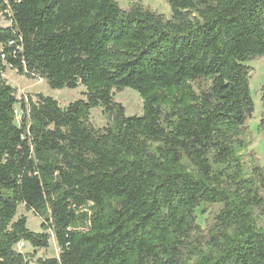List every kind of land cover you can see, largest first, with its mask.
Returning <instances> with one entry per match:
<instances>
[{
  "label": "trees",
  "instance_id": "16d2710c",
  "mask_svg": "<svg viewBox=\"0 0 264 264\" xmlns=\"http://www.w3.org/2000/svg\"><path fill=\"white\" fill-rule=\"evenodd\" d=\"M164 1L170 18L138 2L0 0V264H264V166L249 149L264 0ZM7 68L84 99L18 100ZM125 89L140 116L114 100ZM48 231L58 257L15 249H48Z\"/></svg>",
  "mask_w": 264,
  "mask_h": 264
},
{
  "label": "rangeland",
  "instance_id": "374dc122",
  "mask_svg": "<svg viewBox=\"0 0 264 264\" xmlns=\"http://www.w3.org/2000/svg\"><path fill=\"white\" fill-rule=\"evenodd\" d=\"M121 9L128 8L132 3L138 2L142 6L149 8L151 11L156 12L161 15H165L170 18V8L164 0H117ZM8 22L6 20L0 19V26H6ZM253 71L251 73V78L249 81V87L252 99L254 101L255 110L249 121V130L251 132L250 140V150L256 153V157L259 160L260 165L264 166V132H258V125L261 120L262 105L260 102V90L264 86V58L251 62L249 64ZM6 82L16 89L17 99H23L27 96L34 97L37 94H41L56 100L61 108L67 107L69 104L84 99L85 89L79 87L74 90L62 89V90H52L50 89L43 80H28L23 76L17 75L15 71L7 68L5 74L3 75ZM114 100L121 104L127 116H140L143 111V103L138 94L131 90L125 89L121 92H115ZM16 115V124L22 118L21 105L17 104L14 107ZM90 124L96 128L101 129L106 125V119L102 114L100 109H92L89 114ZM24 216L27 222V228L35 233H41L42 221L36 217L32 211H27L24 205H20L17 210V216ZM206 215H204L200 210L197 211V222L200 226H204ZM50 233L51 232H47ZM15 249L21 253L34 254L35 258H56L58 257L59 249L51 234V239L49 241L48 249L34 251L27 243H22L16 246Z\"/></svg>",
  "mask_w": 264,
  "mask_h": 264
},
{
  "label": "built area",
  "instance_id": "2783aa9c",
  "mask_svg": "<svg viewBox=\"0 0 264 264\" xmlns=\"http://www.w3.org/2000/svg\"><path fill=\"white\" fill-rule=\"evenodd\" d=\"M22 243L18 244L17 246L21 245Z\"/></svg>",
  "mask_w": 264,
  "mask_h": 264
}]
</instances>
